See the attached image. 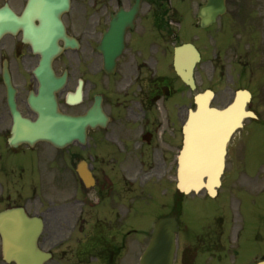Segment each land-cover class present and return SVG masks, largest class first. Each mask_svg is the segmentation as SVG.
Listing matches in <instances>:
<instances>
[{
    "label": "flooded vegetation",
    "instance_id": "1",
    "mask_svg": "<svg viewBox=\"0 0 264 264\" xmlns=\"http://www.w3.org/2000/svg\"><path fill=\"white\" fill-rule=\"evenodd\" d=\"M238 1L231 0L233 8ZM49 7L0 0V211L22 205L42 218L40 245L57 264H139L140 190L156 187L164 191L162 207L181 219L175 264L263 262L261 228L252 234L249 224L225 218L236 196L254 193L237 191L235 177L264 179L262 150H248L256 131L244 129L228 144L216 196L187 195L173 183L179 162L187 167L188 156L198 155L189 148V86L173 67L186 13L172 0H70L63 11ZM215 38L214 70L224 76V56L245 75V52H230ZM45 72L65 77L56 92L59 108L87 116L75 125L83 137L64 148L46 141L13 147L15 111L38 122ZM11 183L19 185L15 195ZM92 225L100 227L97 239ZM0 264H8L1 245Z\"/></svg>",
    "mask_w": 264,
    "mask_h": 264
},
{
    "label": "water",
    "instance_id": "2",
    "mask_svg": "<svg viewBox=\"0 0 264 264\" xmlns=\"http://www.w3.org/2000/svg\"><path fill=\"white\" fill-rule=\"evenodd\" d=\"M38 1L50 4V7L47 9L49 12L56 9L61 11L68 5V0H32L33 6ZM225 9V0H207V3L200 9L199 15L202 18V25L207 26L211 24ZM46 95L47 93H45ZM248 101L249 93L240 92L233 105L219 111L209 107V95L199 96L200 109L192 119V122L197 123L193 130L198 132L199 140L202 139V143L209 147L215 146L224 149L232 133L242 126L243 118L248 115L254 116L252 112H247L245 109ZM42 115L44 123L42 136L52 140V123H50L52 120L49 119L50 112H48L46 105L45 110H42ZM57 120L60 123L59 143L63 144L71 138L70 132L64 128L65 125L80 121L81 119L60 114L58 118H55V121ZM205 137H209L210 140H203ZM198 169L200 170V168ZM194 172H198L197 169ZM179 180L180 187L189 192L192 189L198 190L204 185L214 188L219 183L220 178L219 176H209L207 182H205L203 176L190 175V172L185 174L183 171ZM41 230L42 223L36 218L28 217L20 209L14 208L0 213V232L3 237V254L5 259L14 261L16 264H43L49 255L42 251L37 243ZM175 230L176 224L171 220H162L158 224L142 264H172L175 247Z\"/></svg>",
    "mask_w": 264,
    "mask_h": 264
},
{
    "label": "rangeland",
    "instance_id": "3",
    "mask_svg": "<svg viewBox=\"0 0 264 264\" xmlns=\"http://www.w3.org/2000/svg\"><path fill=\"white\" fill-rule=\"evenodd\" d=\"M198 3H194V0H174V4L178 6L179 9L184 10L187 14V25H188V33H187V40H190L191 38L196 40V43L201 46L200 48L206 58H204L203 62V68L201 72V81L199 84V87L197 91H204L207 88L214 89L216 91V96L213 101V104L216 106H224L228 104L233 97V91L243 87H246L247 89H250L253 94V102L251 104V109L254 111H257L260 120H264V22L260 24H256V17L258 13H261L264 17V0H262L260 3V9L258 10L256 5L255 9H257V12L254 14V16L248 15L246 12V6L243 8V4H241L240 7V13L243 12L245 15H247L251 20H253L252 23H250L248 26L251 30H255L256 33H253L251 31L247 32V39L250 40V42H254V40L263 43V46L257 49L251 50L250 56H252L253 63H257L259 58L261 59V63L263 62V65L260 67L259 65L253 66V72L255 70H261L263 72V76L260 77L259 75H252L248 76L245 80H239L238 77H235V79H232L231 74H234L233 69H229V67L225 68L226 75L219 79V77L213 73L212 64L210 62L211 56H212V48H213V38L212 34L214 32V28L212 27L210 30L207 29H201L195 27V10H198ZM254 4H258V1H254ZM195 9V10H194ZM239 13V15H240ZM242 13V16L244 15ZM238 15V16H239ZM229 20H222L219 24H217L218 29L221 31H226L228 28V31L230 33H233L237 36V39L239 35H243L245 37L244 30L243 33L238 30L236 26H239L240 28L243 27L241 24V20H243V17H237V14L235 16L229 15ZM241 22V23H240ZM234 24V25H233ZM257 26L260 27V30L258 32ZM263 27V28H262ZM246 32V30H245ZM211 35V37H210ZM211 38V39H210ZM247 40V42H248ZM234 43V41L232 42ZM239 46V45H237ZM236 46V47H237ZM261 55V56H260ZM248 57V56H247ZM248 66V65H247ZM247 73L248 70H247ZM191 100V99H189ZM247 122L251 124V126L258 127V125L263 127V131H257L256 137L252 140L251 137H248V150L249 153L253 152L256 153L257 151L262 150V156L264 157V126L261 124L256 123V121H253L251 119H247ZM255 122V123H254ZM252 164L255 162L254 159H251ZM260 179V180H259ZM235 183L236 187H251L255 185H262L264 186V179L262 178H252V176L248 177H235ZM25 186H29V183H27ZM14 191H16V188L13 187V195ZM234 211L230 215L229 213L225 216L226 220L228 219L230 222H233L234 224H241L242 221H245L246 224H249L251 226V233H255L254 229L255 227L261 228V234L264 238V195H252L251 197H248L246 199H242L240 197H237L234 203ZM139 211H141V215L139 217V220L136 223V227L139 228V230L144 231L145 235H140V252L144 250V243L146 242V232H149L152 227L156 223L155 216L159 213L158 209V201H157V193L155 190L152 191H146L144 193H140V204H139ZM127 227V226H126ZM128 228V227H127ZM126 228H124L125 230ZM95 227L91 226V234L94 232ZM141 231V232H142ZM137 239V238H136ZM135 239V240H136ZM71 253H68L65 255V257H69ZM72 257V256H71ZM57 261L52 260L49 262V264H57ZM62 264H68L66 261H63Z\"/></svg>",
    "mask_w": 264,
    "mask_h": 264
},
{
    "label": "bare ground",
    "instance_id": "4",
    "mask_svg": "<svg viewBox=\"0 0 264 264\" xmlns=\"http://www.w3.org/2000/svg\"><path fill=\"white\" fill-rule=\"evenodd\" d=\"M190 139H189V141L191 142V146L190 147H192L193 148V146L198 142V140H199V135H198V132L197 131H194V132H192V134H190ZM203 140H206V141H208V140H210V138L209 137H205ZM200 142H203L202 141V139H200L199 140ZM221 146H222V144H220ZM217 146V145H216ZM194 151V150H193ZM203 154V153H202ZM199 155V154H198ZM197 155V156H198ZM193 159V158H192ZM196 159V161H197V165H198V167L200 168V169H202V168H204L205 167V165H206V159H205V156L204 155H201L200 157H198V158H195Z\"/></svg>",
    "mask_w": 264,
    "mask_h": 264
}]
</instances>
